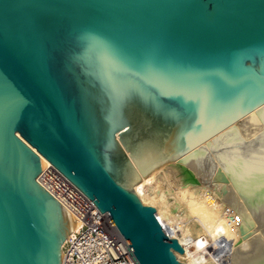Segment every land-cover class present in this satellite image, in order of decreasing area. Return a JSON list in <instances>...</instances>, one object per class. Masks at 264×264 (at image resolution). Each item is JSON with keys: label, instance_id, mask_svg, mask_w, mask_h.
Segmentation results:
<instances>
[{"label": "water", "instance_id": "1", "mask_svg": "<svg viewBox=\"0 0 264 264\" xmlns=\"http://www.w3.org/2000/svg\"><path fill=\"white\" fill-rule=\"evenodd\" d=\"M203 150L264 202V0H0V264L80 223L43 157L139 264H194L135 186Z\"/></svg>", "mask_w": 264, "mask_h": 264}, {"label": "bare ground", "instance_id": "2", "mask_svg": "<svg viewBox=\"0 0 264 264\" xmlns=\"http://www.w3.org/2000/svg\"><path fill=\"white\" fill-rule=\"evenodd\" d=\"M208 151L159 167L135 188L145 203L156 208L158 219L194 264H264V202L253 198L251 182L236 180L235 174L229 177ZM43 160L48 171L51 163ZM50 177L51 183L40 180L55 193V186L60 191L68 187ZM175 179L180 183L172 201L162 185Z\"/></svg>", "mask_w": 264, "mask_h": 264}, {"label": "built area", "instance_id": "3", "mask_svg": "<svg viewBox=\"0 0 264 264\" xmlns=\"http://www.w3.org/2000/svg\"><path fill=\"white\" fill-rule=\"evenodd\" d=\"M57 177L68 185V191L55 186V193L79 219L76 229L63 245V264H139L132 251L108 213H102L95 203L63 176L54 166L43 171L40 178ZM53 181V180H52Z\"/></svg>", "mask_w": 264, "mask_h": 264}, {"label": "rangeland", "instance_id": "4", "mask_svg": "<svg viewBox=\"0 0 264 264\" xmlns=\"http://www.w3.org/2000/svg\"><path fill=\"white\" fill-rule=\"evenodd\" d=\"M175 182L178 183V184H175ZM164 183H165V184L162 185V188H163V190H164V194H165V196H167V197L169 198V200L175 201V200H174V199H175L174 197H175V195H176V194H175V191H176V186H175V185L179 186L180 181L175 179V180H173L172 183H170L169 180H166ZM168 183H169L170 185H169ZM171 184H172V185H171ZM173 186H174L175 188H174ZM172 187H173L174 189H173ZM171 188H172V189H171ZM171 191H172V192H171ZM173 193H174V194H173ZM179 212H180V213H183V211H179Z\"/></svg>", "mask_w": 264, "mask_h": 264}]
</instances>
